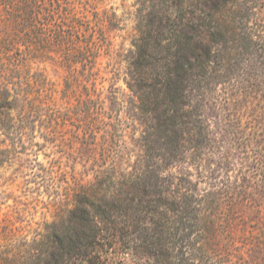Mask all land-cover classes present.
<instances>
[{
    "label": "rangeland",
    "instance_id": "1",
    "mask_svg": "<svg viewBox=\"0 0 264 264\" xmlns=\"http://www.w3.org/2000/svg\"><path fill=\"white\" fill-rule=\"evenodd\" d=\"M88 194L107 264H264V0H0L1 256Z\"/></svg>",
    "mask_w": 264,
    "mask_h": 264
},
{
    "label": "trees",
    "instance_id": "2",
    "mask_svg": "<svg viewBox=\"0 0 264 264\" xmlns=\"http://www.w3.org/2000/svg\"><path fill=\"white\" fill-rule=\"evenodd\" d=\"M5 7L9 8V2L5 3ZM77 203L82 208L78 209L76 205L68 210L67 216L60 217L66 226L53 229L39 238L28 258H18L14 253L4 258L0 254V264H107L106 246L113 241L105 231L108 219L112 229L121 231L111 218L115 204L98 202L89 194ZM113 233L112 237L117 234Z\"/></svg>",
    "mask_w": 264,
    "mask_h": 264
}]
</instances>
